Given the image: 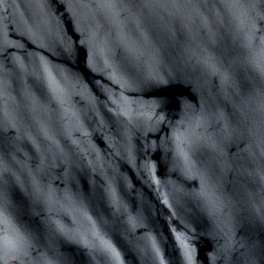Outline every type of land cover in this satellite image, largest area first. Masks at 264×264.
Instances as JSON below:
<instances>
[{"label": "water", "instance_id": "obj_1", "mask_svg": "<svg viewBox=\"0 0 264 264\" xmlns=\"http://www.w3.org/2000/svg\"><path fill=\"white\" fill-rule=\"evenodd\" d=\"M264 0H0V264H264Z\"/></svg>", "mask_w": 264, "mask_h": 264}, {"label": "snow or ice", "instance_id": "obj_2", "mask_svg": "<svg viewBox=\"0 0 264 264\" xmlns=\"http://www.w3.org/2000/svg\"><path fill=\"white\" fill-rule=\"evenodd\" d=\"M262 55H264V49H262ZM2 209H0V213H2Z\"/></svg>", "mask_w": 264, "mask_h": 264}]
</instances>
